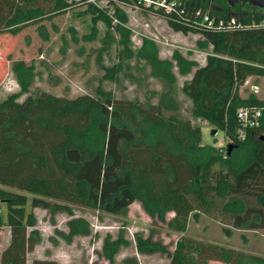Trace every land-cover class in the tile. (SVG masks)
Listing matches in <instances>:
<instances>
[{"label": "trees", "instance_id": "1", "mask_svg": "<svg viewBox=\"0 0 264 264\" xmlns=\"http://www.w3.org/2000/svg\"><path fill=\"white\" fill-rule=\"evenodd\" d=\"M179 1V14L151 13L173 32L198 35L196 48L208 50L200 66L175 49L170 58H159L147 38L132 49L122 12L116 9L108 17L84 6L87 12H97L92 21L100 18L106 27L112 17L118 21V61L109 67L100 64L99 80L115 79L121 64L133 58L139 71L147 67L162 86L155 103L147 97L115 98L99 86L94 94L64 97L41 91L18 100L32 77V64L10 61L20 89L0 99V203L5 207L0 227L8 228L0 264H25L26 253L39 240L35 216L25 209V193L32 195L30 208L67 214L65 230H54L66 243L91 233L89 222L75 216L72 205L120 214L138 201L151 219L163 221L165 213L172 212L165 225L179 233L169 249L151 231L135 232L132 243L138 254L157 253L166 259L164 264H264V257L184 235L188 220H197L201 213L219 217L226 237L231 228L264 229V123L246 129L238 140L235 119L239 106L264 105V97L238 92L247 77H264V25L258 24L264 9L244 1ZM76 6L68 0H0V34L15 35L33 25L36 36L48 41L47 25L57 30L52 18ZM204 13L212 18L211 26L203 24ZM230 18L239 26L227 27ZM24 39L29 43L27 36ZM173 68L180 76L190 75L179 88L191 103L190 116L221 130L231 144L228 153L223 146L224 169L213 168L220 155L203 143L197 125L179 115ZM234 152L240 153L237 160ZM128 245L119 230L115 238L105 235L97 255L114 264L119 248ZM121 262L137 264L134 257ZM30 264L60 263L33 258Z\"/></svg>", "mask_w": 264, "mask_h": 264}, {"label": "rangeland", "instance_id": "2", "mask_svg": "<svg viewBox=\"0 0 264 264\" xmlns=\"http://www.w3.org/2000/svg\"><path fill=\"white\" fill-rule=\"evenodd\" d=\"M84 6L67 8L66 13L52 18V23L57 30H52L47 25L49 40H40L34 31V27L27 26L15 35L0 34V99L11 92L19 91V86L11 71V60H22L26 64H32V77L25 92L18 96L22 100L27 94H35L45 91L54 95L74 97L78 94H94L97 86L109 91L115 98L139 99L146 97L149 102L155 103L161 84L153 78L149 69L145 67L139 71L133 58L124 61L113 80H99L103 73L100 64L109 67L118 61L116 51L119 48L117 40L120 32L115 28L114 21L109 27L99 18L92 21V15ZM126 20L124 27L127 31L130 47H139L142 38L150 39L156 45L157 56L162 59L170 58L173 49L178 50L184 57L193 60L198 66L204 63L206 51L197 49L195 40L197 34L173 32L163 18L154 14L122 10ZM109 17V15H108ZM113 25L114 27H111ZM108 32V33H107ZM25 36L29 43H25ZM176 76L174 98L177 101L178 112L182 118H189L192 125L200 128L201 139L204 144L211 146L220 155L216 159L213 168H222L226 159L222 157L223 146L228 139L221 130H217L214 136H209L211 129H216L204 119L190 116L191 103L181 93L182 82L189 78V74ZM251 85L258 89L254 90ZM255 92L258 97L264 96V77L249 76L238 89L239 95L244 97L249 92ZM233 159L237 160L239 152L233 153ZM27 196L26 211H31L35 216V228L38 231L39 240L33 249L26 253L25 264H30L33 258H49L60 264H107V261L99 257L102 239L105 235L115 238L120 230L130 245L120 247L114 256V264H123L124 257H134L137 264H164L166 259L157 254H138L133 246V234L141 232L147 235L152 232L153 238H159L169 249L179 233L169 230L165 221L172 216V212L164 215V220L151 219L142 210L140 202L133 201L123 213L107 214L88 208L72 205L75 216L85 218L91 227V233L87 236H75L69 243L55 233L54 230H65L64 221L67 214L63 212L50 213L41 208H30ZM5 207L0 203V215L4 216ZM223 223L219 217H210L199 214L197 220H188L184 235L199 239L204 242L214 243L251 254L264 257V229L247 230L231 228V234L226 237L221 226ZM241 235L244 237L242 240ZM8 240V228L0 227V251ZM211 264H223L211 261Z\"/></svg>", "mask_w": 264, "mask_h": 264}, {"label": "built area", "instance_id": "3", "mask_svg": "<svg viewBox=\"0 0 264 264\" xmlns=\"http://www.w3.org/2000/svg\"><path fill=\"white\" fill-rule=\"evenodd\" d=\"M68 1H72L73 4L80 6L89 5L97 10L103 11L105 14L109 15V17L113 16L116 9L119 12H122V10L124 9H128L131 11H136L141 13L147 12V14H153L151 13V10H160L164 14H170V13L179 14L183 10V8L180 7L179 0H68ZM202 20L204 25L206 26L212 25V18H209L206 13L203 14ZM111 21H114L115 23L118 22L115 17H112ZM258 24L264 25V17L259 20ZM222 25H223V21L219 19L217 21V27H221ZM226 26L227 27L239 26V24L235 22L233 18H230L229 20L226 21ZM251 88L254 90L258 89L255 85H251ZM252 93L256 94L253 91ZM263 97H259V98H263ZM235 119L238 123L236 138L238 140H242L244 138V132L246 129L259 126L262 120L264 123V105L239 106L235 111ZM222 152H223L222 157L224 158L225 157L224 149Z\"/></svg>", "mask_w": 264, "mask_h": 264}, {"label": "water", "instance_id": "4", "mask_svg": "<svg viewBox=\"0 0 264 264\" xmlns=\"http://www.w3.org/2000/svg\"><path fill=\"white\" fill-rule=\"evenodd\" d=\"M225 1L229 4H233L238 1H244L257 8L264 9V0H225ZM216 133H217V129H211L209 131V136H214ZM225 148H226V152L228 153L231 150L232 146L231 144L227 143L225 145Z\"/></svg>", "mask_w": 264, "mask_h": 264}, {"label": "crops", "instance_id": "5", "mask_svg": "<svg viewBox=\"0 0 264 264\" xmlns=\"http://www.w3.org/2000/svg\"><path fill=\"white\" fill-rule=\"evenodd\" d=\"M248 78V77H247Z\"/></svg>", "mask_w": 264, "mask_h": 264}]
</instances>
